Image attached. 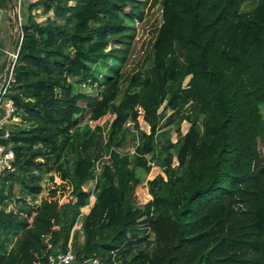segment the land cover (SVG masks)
<instances>
[{
  "label": "trees",
  "instance_id": "1",
  "mask_svg": "<svg viewBox=\"0 0 264 264\" xmlns=\"http://www.w3.org/2000/svg\"><path fill=\"white\" fill-rule=\"evenodd\" d=\"M145 1L30 0L11 93L20 122L0 140L15 152L0 175V264L69 248L76 263L264 264V0H153V61L127 78ZM171 127L176 141L156 145ZM129 134L134 156L121 151Z\"/></svg>",
  "mask_w": 264,
  "mask_h": 264
},
{
  "label": "rangeland",
  "instance_id": "2",
  "mask_svg": "<svg viewBox=\"0 0 264 264\" xmlns=\"http://www.w3.org/2000/svg\"><path fill=\"white\" fill-rule=\"evenodd\" d=\"M144 1V0H142ZM152 1L153 0H146L145 4L142 5V11H143V17L141 20H137L136 22H134L133 24V38L129 44V50L127 53V58L125 60V63L122 66V72L125 73V76L127 78H130L132 75L143 71V70H147L149 69L150 65L152 64L153 61V44H154V40L156 38L157 32H158V28L160 27L161 23H162V7L160 4L152 6ZM257 5V0H253L252 2L248 3L246 5V8L248 7L250 10L254 9L255 6ZM129 8H127L128 10ZM35 13V12H34ZM39 14V12H38ZM45 17L37 15L36 16V20L39 22H44L45 21ZM122 48H126L124 46H122ZM184 51L177 48L175 50V52L173 53L172 57H171V63H178L180 62V60H182V55H183ZM114 65V64H113ZM114 68V66H113ZM100 72V70L98 71ZM114 74V70L111 73H103L101 72V77L102 80H105L109 77H111ZM90 92H92L93 94H97V90H88ZM187 108V107H186ZM164 108L162 107L160 110V113H164ZM261 111L262 114L264 116V104L261 107ZM141 116L139 118V122H140V127L142 131H145L147 133H150V127L148 125L147 122H145L144 118H143V111H140ZM113 117L112 116H108L106 118L103 119V127L106 129V131L108 130V125L111 123ZM189 128V124L188 123H184L182 125V132L186 133L187 130ZM108 133V132H106ZM167 138H172L173 141H176L177 139V134H176V130L175 128L171 127V128H166V129H162L161 132L159 133V137L157 138V141L159 142H155L156 145L157 144H163L165 142V140ZM127 144L126 147L124 149H122V153L125 154H130L131 156H134V150L136 147V142L134 140H132V136L129 134L127 137ZM148 159L151 158V155L147 156ZM99 171L98 174H100L101 170H102V164L100 163L99 166ZM141 172V171H139ZM161 171L157 166L153 167V170L151 171V173L149 175L144 174V179H146L144 181V183L138 187L137 191H138V201L142 204L147 203L146 201L149 199V195L147 192V189L145 187L147 180H151L154 177H156L158 174H160ZM53 176V175H52ZM51 176L46 178V180L42 183L43 187H44V192L42 193V195H40L37 198L38 203L41 202L42 197H47L49 194L50 189L52 188L53 184L50 180ZM151 178V179H150ZM96 181L90 182L89 184H87L86 188L89 191H93L96 185ZM12 207H14V205H12ZM82 235V234H81Z\"/></svg>",
  "mask_w": 264,
  "mask_h": 264
},
{
  "label": "built area",
  "instance_id": "3",
  "mask_svg": "<svg viewBox=\"0 0 264 264\" xmlns=\"http://www.w3.org/2000/svg\"><path fill=\"white\" fill-rule=\"evenodd\" d=\"M23 0H17L20 4ZM23 34L20 35V44ZM19 47L17 50L7 53V66L3 75L0 76V140H8L12 127L17 120L18 108L11 96L13 86L16 84L15 67L19 57ZM15 152L10 145L0 142V175L13 171ZM49 264H78L71 248L67 252H59L49 258ZM88 264H106L99 258H91L86 261Z\"/></svg>",
  "mask_w": 264,
  "mask_h": 264
},
{
  "label": "crops",
  "instance_id": "4",
  "mask_svg": "<svg viewBox=\"0 0 264 264\" xmlns=\"http://www.w3.org/2000/svg\"><path fill=\"white\" fill-rule=\"evenodd\" d=\"M30 4V0H23L20 4L17 3V0H0V76L4 74L7 66V53L16 50L17 44L19 45L20 43V35L23 34V26L27 25L29 22ZM19 122L20 119L17 118L14 125ZM3 185L4 182L0 179V188ZM14 186V193L19 197L21 194L18 186L20 185L15 184ZM92 200L94 201V197ZM12 205H14V207H12ZM10 210H17L16 203L9 204L7 211ZM76 230L80 232V228L77 227ZM83 240L84 238L81 235L79 242H83ZM78 264L88 263L83 262Z\"/></svg>",
  "mask_w": 264,
  "mask_h": 264
},
{
  "label": "water",
  "instance_id": "5",
  "mask_svg": "<svg viewBox=\"0 0 264 264\" xmlns=\"http://www.w3.org/2000/svg\"><path fill=\"white\" fill-rule=\"evenodd\" d=\"M18 47H19V45L17 44V48H16V50L18 49Z\"/></svg>",
  "mask_w": 264,
  "mask_h": 264
}]
</instances>
